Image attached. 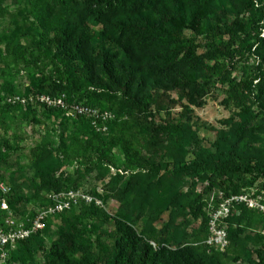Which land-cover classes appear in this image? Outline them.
Returning <instances> with one entry per match:
<instances>
[{
    "label": "rangeland",
    "instance_id": "1",
    "mask_svg": "<svg viewBox=\"0 0 264 264\" xmlns=\"http://www.w3.org/2000/svg\"><path fill=\"white\" fill-rule=\"evenodd\" d=\"M28 1H0V49L5 54L0 58V192L7 205L6 210L0 211V221L4 231L15 229L16 223H27L10 206L28 216L27 220L47 207L52 192L40 188V175H61L65 188L86 193L91 200H79L63 219L51 218L47 230L29 242L30 252L16 253L18 243L28 237L4 247L5 256L0 257V264H81L83 253L90 260L104 261L115 252V219L125 221L149 245L154 240L159 247L172 251L197 247L205 230L204 217L211 207L222 198L238 194L255 198L259 206L243 204L233 209L235 212L243 206L251 210H244L243 218L234 219L230 225L233 229L239 227L240 232L230 240L221 264H251L254 251L264 246V178L258 177L238 193L226 195L215 185L209 187L199 174L173 172L180 164L193 162L197 152L212 150L230 138L240 114L229 83L222 84L210 76L201 79L191 91L148 83L144 86L146 104L140 106L120 102V94L110 90H104L99 104L77 99L76 93L68 98L58 86V61L52 44L36 42L28 30ZM255 7L262 11L258 26L259 36H263L264 0H255ZM102 29L103 25L91 26L94 40H99ZM182 35L199 45L197 55L206 53L207 40L203 35L190 29H183ZM254 35L255 30L248 39L253 41ZM123 39L118 37L119 41ZM9 42V51L5 52ZM238 45L239 40L232 47V60L220 59L222 70L239 79L254 76L259 59L250 51L240 54ZM6 83L11 90L3 89ZM248 101L252 103L253 99ZM75 105L88 107L96 115H81L78 108H73ZM252 106L259 113L250 125L259 126L264 123V103ZM80 117L106 139H112L111 152L102 156L80 154V141L70 140L72 126ZM115 118L118 127L108 132L104 123ZM149 135L154 137L152 142ZM123 146L130 147L128 154ZM179 153H186L182 161ZM134 175L140 181L146 179L141 186L147 194L137 201L133 193L122 190L123 181L134 185ZM149 183L154 186L147 187ZM194 200L196 215L189 207ZM89 205L95 213L86 210ZM62 238L77 242L79 250L61 249ZM51 250L54 255L47 257Z\"/></svg>",
    "mask_w": 264,
    "mask_h": 264
},
{
    "label": "trees",
    "instance_id": "2",
    "mask_svg": "<svg viewBox=\"0 0 264 264\" xmlns=\"http://www.w3.org/2000/svg\"><path fill=\"white\" fill-rule=\"evenodd\" d=\"M28 2L29 6L25 11V18L29 21L28 30L36 42L49 41L52 44L58 61L55 70L58 86L68 98L76 93L77 99L85 98L89 103L99 104L103 100L104 90H110L120 94L117 97L120 102L140 106L146 104L143 103L144 86L148 83L185 91L197 88L201 79L210 76L222 84L229 83L230 94L240 114V120L230 138L216 144L212 150L197 152L193 162L188 165L180 164L173 172L199 174L203 181L209 183V187L215 185L226 195L238 193L258 177L264 178V123L259 126L250 125L251 120L259 113L252 104L264 103V35L259 36L261 26H258L263 15L255 7V0ZM256 16L259 19L256 20ZM92 25L104 26L98 41L93 39ZM183 29H190L195 34L204 36L207 40L204 55H197L199 45L185 38L182 35ZM254 30L255 39L250 41L248 36ZM118 37L124 39L119 41ZM238 40L240 54L245 50L250 51L259 59L256 67L258 72L254 76L247 75L239 79L230 77L228 70H222L220 59H233L235 49L232 47ZM10 45V42L6 44L5 52L9 51ZM3 56L5 54L0 49V58ZM211 60L212 63L209 62ZM255 79L257 81L253 83ZM89 87L95 90H89ZM3 89L11 90V87L6 83ZM249 98L253 99L252 103H249ZM100 106L103 107L102 104ZM79 119L72 126L70 140L80 141V154L99 153L102 156L111 152L114 147L112 139H106L102 133L96 132L83 117ZM104 124L108 132L118 127L117 118ZM148 138L149 142L154 139L151 135ZM179 142V149H182V137ZM256 142L260 145H256ZM129 148L123 146L124 153L128 154ZM63 153L67 154V150L63 149ZM185 154H178L180 160ZM132 178L134 185L131 186L129 180L123 181L122 190L133 193V198L137 201L138 197L147 194V190L143 191L141 186L146 183V179L140 181L137 175ZM39 185L48 192L69 189L65 188V179L61 175H40ZM146 186L154 185L149 183ZM172 196L177 197L176 194ZM195 203L194 200L189 204L193 215L197 212ZM48 204L50 201H47L46 205ZM10 207L27 223L28 216L17 208ZM90 207L85 208L89 213H95ZM72 208L49 216L43 229L18 243L16 253L21 255L23 252H30L32 245L29 242H33L47 230L51 218L59 216L63 219ZM244 210L251 209L240 206L225 220L229 242L240 232L239 227L233 229L230 225L234 219L243 218ZM114 227L115 252L104 261L90 260L83 253L79 260L81 264H221V258L230 245L229 243L223 252L209 249L202 243L197 247L189 246L173 251L164 247L153 251L125 221L115 219ZM204 229L202 241L208 233L207 215L204 217ZM61 241V249L65 247L73 252L79 250L77 242L66 238ZM254 253L255 259L251 264H264V246L258 247ZM51 254L54 255L53 250L46 255L50 257Z\"/></svg>",
    "mask_w": 264,
    "mask_h": 264
},
{
    "label": "built area",
    "instance_id": "3",
    "mask_svg": "<svg viewBox=\"0 0 264 264\" xmlns=\"http://www.w3.org/2000/svg\"><path fill=\"white\" fill-rule=\"evenodd\" d=\"M73 108H78L81 115H96L92 109L83 106L75 105ZM5 190L3 189V192ZM220 197H222L220 195ZM50 204L38 211L32 220L27 221V225L23 223H16L15 229L10 228L8 231H4L3 225L0 221V257L5 256L3 251L4 247L13 245L17 240H22L28 237L30 234L35 233L45 227L46 219L56 213L69 210L79 200L90 201L91 197L86 193H79L78 191L68 189L58 192H52L50 194ZM247 205L248 207L259 206L258 201L249 197L246 194L232 195L230 197L222 198L216 206L211 207L207 213V236L201 242L209 249H214L220 252L226 250L229 245V239L225 228V220L233 214V209L238 205ZM236 205L235 207H233ZM7 205L0 192V211L6 210ZM11 224V223H10ZM150 245L154 248H158L160 245L154 240L149 241Z\"/></svg>",
    "mask_w": 264,
    "mask_h": 264
}]
</instances>
